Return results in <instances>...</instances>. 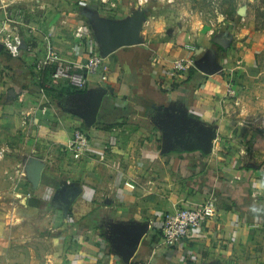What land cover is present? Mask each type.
<instances>
[{
    "label": "crops",
    "instance_id": "crops-1",
    "mask_svg": "<svg viewBox=\"0 0 264 264\" xmlns=\"http://www.w3.org/2000/svg\"><path fill=\"white\" fill-rule=\"evenodd\" d=\"M11 1L0 0V24L5 15L14 18L21 8L31 7L26 3L29 0ZM34 1L36 7L47 12L44 0ZM135 2L113 0L91 11L98 9L105 17L122 21L139 9ZM36 7L32 4V11ZM81 22L87 24L85 17L74 24ZM20 34L25 35L23 29ZM186 45L194 46L196 52L187 50ZM215 47L192 19L170 30L162 42L145 40L142 45L116 51L104 59L108 81L92 76L87 89L81 92L107 91L98 122L92 127L69 112V106L57 109L38 90L41 75L35 71V59L26 51L17 57L3 49L0 264H16L21 259L29 264L32 254L44 264L45 253L30 249L29 239H18V233L21 226L39 218L54 202L58 185L74 183L82 187L80 197L67 213L57 206L66 224L57 229L55 264H126L114 251L108 234L112 227L132 224L149 225V231L130 264H264V128L245 126L238 117L230 120L226 116L227 82L234 81L236 71L231 75L223 71L230 54L226 49L223 55ZM84 48L88 49L87 42ZM87 57L85 50L80 58L87 61ZM211 58L220 65L218 72L206 74L194 67L173 92L162 89L161 80L170 62ZM55 85L59 89L71 87L64 81ZM44 99L49 106H42ZM32 101L40 104L30 107ZM175 115L193 121L206 136H214L209 153L171 149L172 141L165 138L163 123ZM76 130L85 132L98 149L112 146L105 162L97 155L82 164L74 160L67 146ZM26 131L28 137L35 138L36 147L24 145ZM31 158L49 166L55 164L50 172L44 164L37 189L26 177L25 167ZM17 172L22 173L16 176ZM236 175L240 180L235 179ZM15 176L18 183L9 180ZM127 181L136 182L138 187L127 188ZM23 197L27 198L26 207L20 204ZM211 197L217 199V217L180 246L162 248L157 236L164 216L187 205L203 204Z\"/></svg>",
    "mask_w": 264,
    "mask_h": 264
},
{
    "label": "rangeland",
    "instance_id": "rangeland-1",
    "mask_svg": "<svg viewBox=\"0 0 264 264\" xmlns=\"http://www.w3.org/2000/svg\"><path fill=\"white\" fill-rule=\"evenodd\" d=\"M44 1L48 5L46 13L36 7L35 1L29 0L26 2L31 7L33 4V7H36V10H34L37 12L32 11L33 8L31 7L29 9L24 8L29 16L27 22L39 25L42 22L41 20H43L46 33L48 29H53L54 37H52L51 41L52 45L57 48L59 57L74 62L73 60L78 56V60L74 63L84 65L86 61L81 60L80 56L87 50L84 48L86 42L85 38H81L77 33L81 24L75 25L74 23L75 21L80 23V19L85 17L83 15L85 14V8L91 11L92 8L101 3V0ZM138 11H143L146 16L143 24L145 37H142L144 42L145 40L154 43L162 42L166 40L170 30L176 29V26L185 24V22L188 24L194 19L197 28L201 27L203 34L207 36L209 44H215V48L220 49L223 55L227 49L230 55L225 58L227 62L225 64L226 72L231 75V72L233 74L236 71V75L234 81L230 79L227 82V86L232 85L234 94L229 95L227 98L229 114H226V116L229 119L238 117L242 122H245V126L256 129H259V127L264 128V0H149V3L140 7ZM169 19L170 21L174 19L175 22L168 23ZM84 24L87 28V24L85 22ZM8 26L10 27L11 25L8 24ZM183 27L184 29L186 28V26ZM6 34L7 31H3V23H1V41H3L4 36L5 38L7 37ZM31 39L35 41L34 45H37L40 40L39 36ZM254 50L256 51L254 52ZM65 86L67 87L66 84ZM72 91L76 93L82 92L75 89ZM37 99L39 98L35 100ZM48 100L57 109L67 107L65 104L50 97H48ZM35 102L32 101L28 105L31 107L32 105L40 104V102ZM50 103L44 99L42 106H49ZM9 110L13 112V115L16 114V111ZM18 114L23 117L21 113ZM25 134L24 145H28L30 148L36 147L33 135L28 137L27 131ZM249 150L250 148L247 149L248 152ZM79 162L82 164L85 159L79 160ZM44 164L48 168L50 167L48 172L51 169L53 170L55 166V164L54 166H49L47 163ZM21 173L17 172L16 176L17 174L21 175ZM16 176L9 180L13 183H18V177ZM74 179L77 178L74 177ZM65 224L66 220L63 213L59 211L57 204L52 202L40 214L39 218L32 219L27 225L21 226L18 239H29L31 242L30 249L36 253L38 251L45 253L46 257L44 260L46 263L44 262V264H55L54 245L59 235L57 229H61ZM47 256L51 257L47 258ZM22 261L24 260L21 259L16 264H22ZM23 264L28 263L25 262ZM29 264H39L37 257H34L33 254Z\"/></svg>",
    "mask_w": 264,
    "mask_h": 264
},
{
    "label": "built area",
    "instance_id": "built-area-1",
    "mask_svg": "<svg viewBox=\"0 0 264 264\" xmlns=\"http://www.w3.org/2000/svg\"><path fill=\"white\" fill-rule=\"evenodd\" d=\"M11 2L14 4L17 0H12ZM112 2L113 0H101V3L111 4ZM148 3L149 0H136L135 6L140 8ZM96 11L100 12L98 9ZM28 18V12L22 8L16 12L14 18L5 15L3 31H7V37L5 38L4 36L3 45L13 56H19L24 50L30 57L35 59L36 73L41 75V78L45 73L48 72L49 74L46 87L54 86L64 81L75 90L85 91L92 76L99 75L102 82L108 81L104 58L99 52L91 31L85 27L83 22H81L77 33L81 38L88 40L86 41L88 57L84 65H78L59 57L57 48L52 45L51 41L54 35L51 31L45 32L43 20L38 25L33 22H27ZM8 24L11 26L9 27ZM21 29L24 30V36L20 34ZM37 36H39L40 40L37 42V45H34L35 41L31 38H36ZM185 48L194 53L196 52L194 46L186 45ZM194 64V59H176L170 62L168 70L161 80L162 89L168 93L173 92L177 85L186 80L190 69L195 67ZM223 71H226V68ZM40 92L44 93L42 89ZM233 94L232 85H229L227 96ZM67 148L76 161L92 158L94 155H97L101 162H105L108 152L112 150L110 144L103 145L98 149L82 130L74 132L73 138ZM1 158L2 153L0 154ZM235 179L240 180V177L236 175ZM125 184L127 188L132 190L138 187V184L134 181H127ZM217 213V199L211 197L203 204L187 205L166 214L162 221L161 233L157 236L160 239L161 247L173 249L180 246L193 233L202 229L209 220L217 217Z\"/></svg>",
    "mask_w": 264,
    "mask_h": 264
},
{
    "label": "water",
    "instance_id": "water-1",
    "mask_svg": "<svg viewBox=\"0 0 264 264\" xmlns=\"http://www.w3.org/2000/svg\"><path fill=\"white\" fill-rule=\"evenodd\" d=\"M84 15L88 28L104 59L122 48L135 47L144 43L141 32L146 16L143 11L136 10L122 21L109 19L96 10L85 11ZM3 49L4 46L0 44V53ZM194 66L206 74H213L221 68L213 58L208 61H197ZM106 94L105 89L78 93L72 96L77 100V106L68 107L67 110L84 120L89 127H92L98 122V115ZM169 117L170 120H167L165 124L163 123V126L165 138L169 142L172 141L171 149L180 147L186 152L202 151L205 154L209 153L213 146L214 136H206L198 125L180 115ZM44 167V163L35 158L29 159L26 164V177L34 189L41 185ZM58 186L54 202L58 203L57 206L67 213L82 194V187L78 183ZM26 201L27 198L23 197L20 204L26 207ZM148 231L149 225H118L110 229L108 238L114 251L122 257L126 264H130Z\"/></svg>",
    "mask_w": 264,
    "mask_h": 264
},
{
    "label": "trees",
    "instance_id": "trees-1",
    "mask_svg": "<svg viewBox=\"0 0 264 264\" xmlns=\"http://www.w3.org/2000/svg\"><path fill=\"white\" fill-rule=\"evenodd\" d=\"M48 76H49L48 72L45 73L38 84L39 85L38 90L40 91L42 89L46 96L52 98L53 100H57L62 104H65L66 98L76 94L74 91H72L71 87L63 88V89H59L58 87H56V85L46 87Z\"/></svg>",
    "mask_w": 264,
    "mask_h": 264
},
{
    "label": "flooded vegetation",
    "instance_id": "flooded-vegetation-1",
    "mask_svg": "<svg viewBox=\"0 0 264 264\" xmlns=\"http://www.w3.org/2000/svg\"><path fill=\"white\" fill-rule=\"evenodd\" d=\"M77 104H78V102H77V100L75 99V98H73V97H71V98H66V103H65V105H67V106H69V107H76L77 106Z\"/></svg>",
    "mask_w": 264,
    "mask_h": 264
}]
</instances>
